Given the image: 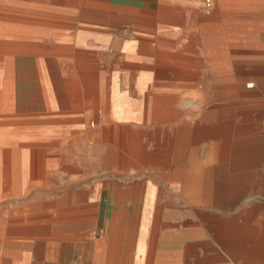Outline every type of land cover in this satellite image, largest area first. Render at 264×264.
<instances>
[{"label": "rangeland", "instance_id": "rangeland-1", "mask_svg": "<svg viewBox=\"0 0 264 264\" xmlns=\"http://www.w3.org/2000/svg\"><path fill=\"white\" fill-rule=\"evenodd\" d=\"M90 1L137 10L139 18H133V24L123 19L109 20L105 15L95 18L83 16L81 20L66 22L51 23V21L43 20L19 22L21 33L29 36L22 41L40 46L37 47V56L31 58V64L40 63L43 61V54H50L39 52L42 48L43 51L53 46H67L71 49V52H51V54L57 57L59 74L70 87L68 92L73 102V109L70 112L44 114L38 116L39 118H25L26 124L17 128L21 133L19 138L25 139L30 134L39 139L38 143L45 144L41 147L47 159L43 166L48 169L49 175L48 178L31 180V183L38 185L28 190L26 196L23 195V197L46 198L51 196L57 201V210L51 217L50 213L43 211L35 226V241L16 248H7V245L2 243L1 232L6 221L0 219V264H23L25 256H30V264L40 260L47 261L43 253L49 243L43 236L45 232L49 234L48 236L55 237L51 243L59 248L60 264H65V260L74 261L80 258L81 255L79 256L76 248L82 244H90L89 246L93 248L95 244L101 243L103 245L101 258L105 260L110 225L113 223V218L122 212H117L118 201H125L121 206L130 214L128 220L133 219L132 222L135 228L137 227L139 235L142 233L151 238L159 232L158 229L156 230L159 226L162 229H169L171 235L176 234L174 237L177 238L179 229L184 228L182 232L185 233L187 250L193 248L195 244L193 239L199 234L203 236V243L225 245L230 241L226 240L227 242L223 243L221 238L226 236L227 228H233L235 233L243 232L245 222L240 215L242 211L249 209L254 212L264 211V92L261 91L257 97L245 98L241 101L234 98L222 100L220 93L225 85V79L209 83L199 78L201 77L198 75L200 71H203L204 75L213 77L203 45L208 37L205 34L202 35L199 19L202 15L209 16L206 13L212 15L216 4L212 2V6L206 7L202 0L199 9L194 11L185 1L179 4L180 1L177 0L175 11H172L166 20V28L160 29L158 26L152 28V21H150L162 13L160 0ZM36 4H39V0H36ZM42 15L46 14L41 12L39 17L47 18ZM64 15L71 19L76 17L71 12H65ZM8 28L5 22H0V40H11ZM85 33L88 36H85ZM177 37L180 39L178 47L186 45L183 51L185 59L182 60L181 56V59H178L182 61V64L174 66L171 64L172 60L168 59L165 63L158 61L154 57L156 50H159L157 38L163 39L167 44L171 42L173 45ZM62 38H68V40H61ZM192 38L196 39L193 46ZM79 39H84L83 46H78L77 40ZM104 40L107 44L103 43ZM143 40L148 41L146 57L136 61L125 59L120 54V48H123L125 43L133 41L140 45L144 43ZM222 47L214 44L210 48L214 53L220 49L224 50L229 62L226 71L228 75L234 74L236 64L247 66L253 62L264 63L263 42L248 46L236 45L233 42L231 45L224 44ZM12 57L10 53L3 55L6 64H9ZM20 59L23 61L22 58ZM155 71H160L162 75L156 78ZM84 74L95 78L92 85L99 89L96 101L100 100V95H112L117 92L127 95L130 100H133L134 105L140 104L141 98L136 91V88L140 86L137 80L144 75L150 80L147 85H151L152 90L158 91L160 88L173 93L172 105L175 117L164 122L154 119L145 128L147 139L144 144L148 157L147 165H142L136 160L127 165L109 163L106 161L107 152L97 148L92 138L85 137L89 132L87 128L91 126L95 129L97 125L93 118L87 116V110L83 105L85 91L82 87H85L86 83H82L81 78ZM251 78V75L244 78L243 86ZM227 82L238 84L237 80L231 82L227 80ZM202 85L210 86L212 97L211 99L204 98L200 107L196 104L199 103L198 89ZM147 94L150 96L152 92H147ZM209 95L210 92L207 96ZM224 103L230 105L238 103L234 106L233 120L225 117L222 120L226 124L231 122L232 128L228 131L230 157L227 161L215 164L216 167H219L221 163L227 166L223 175L215 178L213 182L214 193L211 201L192 205L184 201L181 193H178L180 188L178 182L180 181L170 183L169 173L173 165L176 139L186 127H194V130L189 131L194 136L197 130L200 132L201 127L205 129L204 121H211L212 125L217 124L215 118H218L219 114L225 110L228 111L230 105L219 107L216 114L205 115V112L216 104ZM98 116L101 124L108 122L109 118H104L101 111H98ZM6 119L0 118V123H2L0 130L6 133L12 132L13 124L8 123L6 126ZM239 129L244 132L239 133ZM52 140L58 141L57 145L52 144ZM207 142L202 140L198 144L193 143L195 145L191 147L197 151L200 159L204 158V146ZM55 160H59V163L56 164ZM55 167L59 168L58 171ZM21 183L22 181L18 180L6 181L7 198L12 199L17 196L22 190ZM133 191L137 198L134 201L133 197L128 200V195L133 196ZM84 194L90 200L88 208H84L83 203H80ZM41 205L43 206L44 203ZM1 208L0 203V211ZM227 220H237V222L227 223ZM116 223L114 221V224ZM128 226L132 224H127L124 232L133 238V229ZM57 232L62 233L57 234ZM7 236L19 238V236L11 235L9 231ZM103 236L101 241H96ZM19 239L25 240L26 238L20 236ZM94 241H96L94 245H91ZM131 247L137 248L138 244L134 247L132 244ZM33 250H35L36 257L35 255L33 257ZM139 250L144 251L145 249L140 248ZM86 253L84 256L87 258L88 253ZM90 259L94 263L92 256Z\"/></svg>", "mask_w": 264, "mask_h": 264}, {"label": "crops", "instance_id": "crops-1", "mask_svg": "<svg viewBox=\"0 0 264 264\" xmlns=\"http://www.w3.org/2000/svg\"><path fill=\"white\" fill-rule=\"evenodd\" d=\"M176 1L160 0L162 13L159 17L150 20L152 21V28L155 26L160 27V29L166 28V20L170 17L171 12L175 11ZM179 1V4L181 1H185L194 11H197L202 3V0ZM212 2L216 4L215 11L212 15L206 13L209 16H200L199 20L202 35L205 34L208 37L203 42V45L213 77L204 75V72L200 71L198 75L201 77L199 78L209 83L210 81L216 82L219 79H225V85L220 93V99L222 100L234 98L237 101H241V99L257 97L261 91L264 92V63L257 64L253 62L247 64V66L236 64L234 74L228 75L226 71L229 67V62L226 53L223 49L214 53L210 47L215 44L223 48L224 44L231 45L233 42L240 46L264 43V0H204L206 7L212 6ZM157 39L156 41L161 43L158 44L160 46L159 50L163 51L164 54L170 57H177L178 59L182 57V60L185 59L183 51L186 45L178 47L180 44L179 37L176 38V42L173 45L171 42V44L169 42L167 44L163 39ZM143 41L148 43L147 40ZM191 43L193 46L196 43V39L192 38ZM236 53L238 54L239 52ZM36 54H38V50L32 54L13 55L9 64L5 62L1 74L0 118H7L6 126L10 123L14 127L13 131L8 133L0 130L2 132L0 136L4 138L3 144L0 146V153L3 154L0 160V181L2 184L0 219L6 221L1 235L2 243L6 244L7 248H16L22 244L33 243L36 233L35 226L37 220L41 218L42 212L50 213L49 216L51 217L57 210V201L51 196L46 198L23 197V195L26 196L28 190L38 185L31 183V180L48 178L49 175L48 169L43 166L47 159H45V152H43L41 147L45 146V144L38 143V138L30 134L25 139L19 138L21 133L18 132L17 128L26 124L27 120L25 118H39L38 116L44 114L70 112L73 109V102L68 92L70 87L59 74L57 57L51 53L43 54V61L31 64V58L37 56ZM179 62L182 64V61ZM249 75L252 78L243 86L244 78ZM5 79H7L6 82ZM227 80L230 82L237 80L238 84L228 83ZM158 91L164 92L167 96H173V93L171 94V92H166L160 88ZM198 91L200 92L199 103L196 106L200 105L201 107L204 98L208 97L211 99L212 89L210 86L205 87L202 85ZM209 92L210 95L207 96ZM84 102L83 99V105ZM229 105L226 103L216 104L208 112H205V115L216 114L215 112L219 107ZM236 105H230L228 111H225H233ZM21 149L25 150L22 151ZM55 162L58 164L59 160H55ZM55 169L58 171L59 168L55 167ZM10 180L13 182L22 181V187L19 185L22 190L12 199L7 198L8 194L5 193L8 189L6 181L9 182ZM133 193L135 192L133 191ZM131 197L133 196L129 195V198ZM81 199L80 203H83L82 206L88 208L89 197L86 198L84 194ZM43 203L44 207H41ZM240 215L245 222L243 232L235 233L233 228L227 229L229 231L228 233L226 231V237L230 242L225 245L220 243L206 244L202 242L203 236L199 234L198 237H194L195 244L190 250L186 249V237L185 233L182 232L184 228L182 230L179 229L178 237L175 238L174 235L176 234L172 236L169 229H162V227L157 226L156 230L158 229L159 232L150 238L142 233L139 235L137 227L135 228L132 222L133 219L131 218L130 221L127 218L125 222H118V224L123 226L120 237L116 239L118 254L115 262L116 264H264V211L254 212L249 209L242 211ZM231 222H237V220H227V223ZM127 224H132V226L128 227L133 229V238H130L124 232ZM8 231L13 236H19V238L20 236H25L26 239L8 237ZM60 233L62 232H57V234ZM104 236L96 241H101ZM57 239L60 238L57 237ZM96 241L92 242L91 245H94ZM88 242L90 243L89 240ZM132 244L133 247L138 244V247L132 248ZM140 248L145 250L140 251ZM72 250L74 251L73 248ZM33 251V257L34 255L36 257L35 250ZM85 253L82 252L81 254L79 252L80 258L74 261L65 260V264H94L90 259V251L89 253L87 252V258L84 256ZM34 264H60V260L57 255V258L52 262L40 260Z\"/></svg>", "mask_w": 264, "mask_h": 264}, {"label": "bare ground", "instance_id": "bare-ground-1", "mask_svg": "<svg viewBox=\"0 0 264 264\" xmlns=\"http://www.w3.org/2000/svg\"><path fill=\"white\" fill-rule=\"evenodd\" d=\"M97 2L90 0H39V4H36V0H24L22 2L15 0H0V22H5L7 28L9 27L7 30L11 38V40H0V78L5 64V59L3 58L4 53H10L12 56L15 54H32L38 50L37 47H40L36 44L22 41L26 40L25 38H29V36L28 34L21 33L19 22H35L42 20L47 22L51 21V23L66 22L70 20L76 21V19L81 20L80 18L83 16L95 18L99 15H105L109 20L117 21L123 19L133 24V18H138L137 10L107 6ZM41 12L45 13L46 15L42 16H47V18L43 19L39 17ZM65 12H71L76 15V17L72 19L67 18L64 15ZM85 36L88 35L86 34ZM79 37H82V33L79 34ZM61 40L67 41L68 38H62ZM125 41L127 40L125 39ZM84 42V39L77 40L78 46H83ZM143 42L144 43H140V45L133 41L128 43L124 42L123 48L118 47L120 48V54L123 55L125 59L136 61L146 57L148 44L146 41ZM103 43L107 44V41L104 40ZM157 44L161 43L157 41ZM105 47L104 45V48ZM158 47L160 49V46ZM39 52L67 53L71 52V49L67 46H53L50 47V49L48 48V50L45 49V51H43L42 48ZM154 57L162 63H165V60L168 59L172 60L171 64L174 66L180 65V60H178L177 57L167 56L160 50H156ZM161 75L162 73L160 71H155L156 78ZM94 79V77L86 74L81 78V82L86 83L85 87H82V90L85 91L83 99L85 101L84 106L87 110V116L91 119L93 118V121L96 123L95 125H97L95 129H92L91 126L88 127L87 130L89 132L85 137L92 138L93 144H95L97 148L107 152L108 157L106 161L109 163L127 165L136 160L142 165H147L148 157L144 144L147 139L145 128L148 127L154 119L159 122H164L175 117L176 114L172 105L173 96L171 95V98L170 95L167 96L164 92L152 90L151 85H147V82L150 80L145 78L144 75L137 80V83L140 85L136 88L141 98L140 104L134 105L133 100H130L127 95L117 93L116 91V93L112 95H100V100L96 101L98 97L96 94L99 89L92 85ZM111 81L113 82V80ZM147 92H152V95L148 96ZM98 111H101L104 118H109L107 123L104 122V124H101V122H99ZM234 112V110H231L230 112L224 111L220 113L219 117L215 118L217 123L215 125H212L213 122L207 121L211 123L210 126L204 121V123H206L205 129L203 130L201 127L200 132L197 130L194 136L189 133L190 130H194L192 126L186 127L184 131L178 134L173 154V165L169 177L170 183L180 181L178 182L180 183L178 193H181V198L187 203L198 205L211 201V197L214 193L213 182L215 178L223 175L225 167L227 166V164L221 163L219 167H216L215 164L227 161L230 157V136L228 131H231V122L230 124H226L222 120L224 117L233 120ZM208 115H211V113ZM242 131L241 129L238 130L239 133H242ZM3 139L4 138L0 136V146L3 144ZM38 140L37 142H39ZM202 140H204L205 143L206 141L208 142L204 146V158L200 159L197 151L191 149V147L195 145H193V143L198 144V142ZM51 143L57 145L58 141L52 140ZM2 155L3 154L0 153V160ZM1 189L2 184L0 181V192ZM136 198V194L133 193V201ZM127 199L129 200V195ZM123 202H117L119 206L117 212H122L113 218V223L110 225L105 260L101 258L103 247L101 243L95 244L93 248L87 244H82L76 248L81 254L82 252L85 253L87 251L89 253L90 251V256L95 260L94 264H116L115 259L118 254L116 239L120 237L123 226L118 224V222H125L130 215L128 211L121 206ZM41 207H44V205ZM114 221L117 223L114 224ZM48 235L49 234L46 232L43 234L44 238L49 241L43 253L45 254L46 260L52 262L57 258L58 247L56 244L51 243L55 237ZM221 239L223 243L229 241L226 236ZM23 264H30L28 256H25Z\"/></svg>", "mask_w": 264, "mask_h": 264}, {"label": "built area", "instance_id": "built-area-1", "mask_svg": "<svg viewBox=\"0 0 264 264\" xmlns=\"http://www.w3.org/2000/svg\"><path fill=\"white\" fill-rule=\"evenodd\" d=\"M207 7H209V6H207Z\"/></svg>", "mask_w": 264, "mask_h": 264}]
</instances>
